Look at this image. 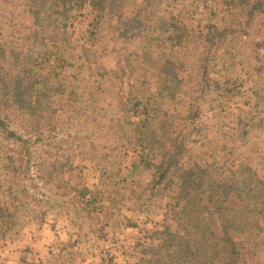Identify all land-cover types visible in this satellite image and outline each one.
Instances as JSON below:
<instances>
[{
  "label": "trees",
  "instance_id": "16d2710c",
  "mask_svg": "<svg viewBox=\"0 0 264 264\" xmlns=\"http://www.w3.org/2000/svg\"><path fill=\"white\" fill-rule=\"evenodd\" d=\"M128 1L33 0L37 8L32 12L30 31L36 36L34 46L39 48L23 51L0 39V90L6 97L0 98V152L11 174L6 191L11 206L21 197L41 201L49 191L52 169L67 162L54 159L47 163L39 159L40 151L49 153L52 146L70 149L74 142L82 143L85 138L106 140L107 133L127 140L138 150L130 174L137 176L133 183L137 188L144 174L147 178L140 208L146 211L162 202L168 176L177 161L187 156L192 134L187 125L173 118L165 103L187 105L185 124L195 125L206 114L205 106L214 92L212 65L225 42L246 38L249 57L261 64L254 65L252 76L256 79L251 92L256 97L264 96V0H200L202 12L191 14L201 16L203 21L187 34L192 40L194 32L201 29V37L191 50L182 41V26L178 24L181 19L171 12L168 16L160 13L164 6L179 0H146L126 18ZM85 9L97 21L107 16L117 18L110 39L124 53L119 69H105L84 44L78 45L80 55H75L71 43L76 40L68 30L69 22ZM92 32L89 40L94 36ZM173 40L180 42L175 48L169 43ZM248 47L253 48L252 53ZM42 52H54V61L46 59L50 69L45 75L38 71ZM78 59L82 65H97L95 79L90 73L79 80L68 78V69L75 67ZM3 62L14 72L3 73ZM136 74L150 84L149 92L141 99L131 93L118 92L116 97L109 93L123 77ZM240 85L233 83L226 88L227 95L240 93ZM107 93L109 103L104 99ZM262 101L257 97L255 107L260 109L255 115L239 117L232 132L207 143L208 159L202 164L189 162L181 167L178 181L171 184L183 192L180 197L168 195L174 200L170 223L152 251L151 264H264L258 260L264 254ZM62 115H66V121ZM78 117L81 119L75 121ZM19 120L28 128L22 124L18 127ZM250 144L259 154L250 149ZM87 193L89 190L81 187L78 195L84 198ZM13 215V210L0 200V238Z\"/></svg>",
  "mask_w": 264,
  "mask_h": 264
},
{
  "label": "rangeland",
  "instance_id": "374dc122",
  "mask_svg": "<svg viewBox=\"0 0 264 264\" xmlns=\"http://www.w3.org/2000/svg\"><path fill=\"white\" fill-rule=\"evenodd\" d=\"M189 1L193 0H179L176 4L164 6L160 11L164 16L171 12L181 19L178 24L182 26L180 33L187 50L195 49L201 37L200 29L189 40L188 31L198 28L197 23L203 21L201 16L191 14L192 11L202 12L203 2ZM145 3L146 0H129L124 16L129 18L134 10L143 7ZM194 4L199 5V8ZM207 5L211 4L207 2ZM36 8L33 0H0V39L23 51L39 48L34 46L36 36L30 31V28L33 29L32 12ZM117 21L112 16L97 21L89 9L70 21L68 30L76 40L71 43L75 55H80L78 45L84 44L98 64L107 70L119 69L124 53L119 52L110 39L114 30L112 27ZM26 27H29L28 31L25 30ZM91 32L94 36L89 40ZM174 41L169 42L173 48L176 43H180ZM248 49L253 52V48ZM261 49L263 51L264 48ZM52 53L54 52H42L39 57L38 71L43 75L50 69L46 59L54 61ZM261 55L264 60V51ZM82 62L78 59L75 67L68 69L69 79L79 80L82 76H88V73L95 79L94 66L97 65H82ZM256 64L261 65L259 61L249 57L244 36L225 42L212 65L214 92L212 100L205 106L206 114L195 125L185 124L187 105L171 101L165 103V108L173 118L192 130L188 141L189 152L186 157L177 161L173 172L168 176L166 198L146 211L140 208V203L146 195L144 187L147 178L144 174L139 181L141 192L133 185L137 176L130 174L131 164L137 159L138 150L130 147L127 140L117 135L107 133L106 140L85 138L82 143L74 142L70 149L52 146L49 153L40 151L39 159L43 158L47 163L54 159L67 162L62 167L52 169L49 191L39 199L41 201L21 197L14 207L6 194L11 185V174L0 152V200L3 206L14 213L8 230L0 238V264H151L152 251L161 242L164 227L170 223V210L174 200L168 195L180 197L183 192V189L175 190V185L171 184L178 181L181 167L189 162L202 164L208 159L206 151L209 141L232 132L239 117L250 118L259 111L260 108L255 107L257 97L264 101V96L259 94L256 97L251 92L255 87L256 78L252 73L254 75ZM2 67L3 73L14 72V68L4 62ZM147 80L138 74L129 78L125 76L109 93L114 97L118 92L123 95L131 93L141 99L150 90ZM233 83L241 84V92L229 97L226 88L233 86ZM3 92L1 89L0 98L5 99ZM109 93L104 94L107 103L110 100ZM65 118L66 115H62V119L66 121ZM80 119L78 117L75 121ZM17 123L18 127L22 124L20 120ZM21 126L28 128L23 124ZM249 147L256 151L254 145L250 144ZM256 153L259 154V151ZM81 187L89 190L84 198L78 195ZM261 226L264 237V218ZM262 255L258 260L264 261V254Z\"/></svg>",
  "mask_w": 264,
  "mask_h": 264
},
{
  "label": "crops",
  "instance_id": "0c3cea01",
  "mask_svg": "<svg viewBox=\"0 0 264 264\" xmlns=\"http://www.w3.org/2000/svg\"><path fill=\"white\" fill-rule=\"evenodd\" d=\"M34 254H35V252H34ZM36 256V255H35ZM42 259V258H41ZM24 261H25V259H24Z\"/></svg>",
  "mask_w": 264,
  "mask_h": 264
}]
</instances>
